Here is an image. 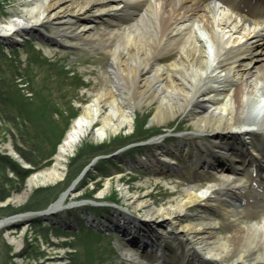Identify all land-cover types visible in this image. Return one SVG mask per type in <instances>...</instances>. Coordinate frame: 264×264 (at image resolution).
<instances>
[{
	"label": "bare ground",
	"instance_id": "obj_1",
	"mask_svg": "<svg viewBox=\"0 0 264 264\" xmlns=\"http://www.w3.org/2000/svg\"><path fill=\"white\" fill-rule=\"evenodd\" d=\"M20 1L23 8L0 21L1 45L46 36L69 49L99 48L107 53L110 64L105 88L75 119L54 167L34 175L31 183L62 181L66 162L88 135L103 141L123 129L133 130V117L155 106L151 124L163 127L180 119L194 127V134L210 139L195 145L182 141L171 147L169 138L159 134L151 142L157 155L146 166L160 174L158 170L173 168L165 159L182 156L217 173L225 187L218 190L209 185L201 190L190 186L162 208L149 196L122 187L123 205L128 207H123L124 214L108 228L124 232L136 241L134 247L140 245L159 255L165 250L162 238L171 232L180 234L194 250L190 264H264V0ZM110 17L130 24L125 30L111 25L93 34L96 23ZM249 55L256 59L245 65ZM247 112L256 117L250 128L244 124ZM246 135H251V143L242 142ZM247 168L256 178L252 200L260 204L261 218L259 223L244 225L240 222L241 205L234 203V196L249 183L244 176ZM106 184L101 198L111 190V181ZM76 190H67L42 211L43 216L66 213L68 201L69 205L78 204L81 196ZM191 208L222 212L229 223V235L217 234L220 223L211 215L200 216L201 210L193 215L200 217L197 224H183V219L191 216ZM27 216L38 217L34 213ZM16 219L22 218L6 224L16 223ZM154 226L168 227L167 232L162 234ZM260 249L262 255L257 254ZM238 252L240 256L233 260ZM122 257L128 264H150L129 251H123Z\"/></svg>",
	"mask_w": 264,
	"mask_h": 264
},
{
	"label": "rangeland",
	"instance_id": "obj_2",
	"mask_svg": "<svg viewBox=\"0 0 264 264\" xmlns=\"http://www.w3.org/2000/svg\"><path fill=\"white\" fill-rule=\"evenodd\" d=\"M22 8L23 4L20 0H0V21H7ZM129 24H123L117 17L103 18L99 20V23H96L93 34L104 28H109L111 25L120 26L125 30ZM44 33L48 34L49 32L46 30ZM200 34L204 35V32ZM45 37L41 36L38 41L33 40L12 46L0 44L1 72L7 75L14 72L13 69L19 68L16 84L24 99L27 98L34 102L36 110L34 112L32 109V111L37 120L41 122L39 126L42 132L40 139L44 140L43 153L50 155L49 159H46L40 167H34L26 162L15 148L13 135L6 131L0 133V154L8 156L15 165L28 172L19 186L22 191H15L7 202H0V207L10 204L12 209H22L33 201L46 202L49 193L57 191L56 199L46 206L48 208L56 203L67 190L75 187H77L76 191L81 196V200L76 205H69L71 202L68 201L67 212L58 213L57 216L50 217L49 220L27 216L31 213L45 211L46 208L27 209L24 212L2 216L0 222L10 218H22L21 221H18L17 218L18 222L5 224L0 229V231H4L5 240L13 248L14 263L128 264L122 257V253L129 251L138 255L140 259L149 261L150 264H190V255L194 250L187 243V238L180 234L173 235L171 232L162 238L163 246L166 245V247L165 250L163 249V253L160 251L163 259L159 261V253H152L149 248L145 250L131 246L127 242V238L118 231L110 232L98 229H101L100 224L104 221L101 216H111L114 211L112 210L113 206L119 207L121 211H118L123 213L125 209L123 207H128L123 205L125 196L121 192L122 187H127L132 193L140 196H149L157 208L168 206L170 200L182 196L190 186L201 190L209 185L215 186L218 190L225 187V181L219 178L217 173L207 172L201 168L197 169L194 162L182 156L178 157V160L170 159L173 168H164L160 174L153 170H146L145 167L149 160L151 158L153 160L155 154L157 155L158 149L153 144L151 145V142L157 139L156 136L159 134H164L169 138L168 146L171 147L182 141L195 145L197 142L210 139L206 135L194 134V127L180 119L163 127L151 124L155 106L147 108L133 117V130L123 129L103 141L97 140L93 135H88L66 162V176L62 181L56 184H44L42 181L31 183L34 175L54 167L58 150L64 143L63 141L70 132L75 119L84 113L85 106L91 103L96 95L105 88V72L110 65L107 53L99 48L83 46L69 49L57 45L51 40L48 41ZM206 48L210 50V53L212 52L210 45L207 44ZM252 58L253 56L249 55L243 63L247 65L252 61ZM255 59L253 58V60ZM254 63L253 61L252 65ZM245 117L247 120L244 123L245 128H250V124H254L256 117L252 113H248ZM143 124L145 127L142 128ZM14 130L13 128L12 131ZM141 132L144 136L146 135L141 142L131 143L116 152L110 151L114 139L128 138ZM245 140L251 142V135L248 137L246 135ZM142 144L151 146L142 148L144 146ZM90 145L102 146L101 152L92 156L85 153V157H76L78 151L86 150ZM251 172L252 170L250 171L249 168L244 171V176L249 178V183L246 188H242V191L236 192V196H234V199H237L234 203L241 205L243 212L240 222L244 225L259 223L261 218L258 213L260 209H257L260 204L256 199L252 200L253 194H256L253 188L256 178ZM81 175L83 177L78 181ZM10 178L16 182L19 181L13 172L10 173ZM109 181L112 184L111 190L101 198L100 193L106 190V183ZM222 194L221 192L220 195ZM199 210H201L200 216L211 215L214 220H217V223H220L217 234L223 237L229 235V223L222 212L216 214L204 209L191 208L188 211L191 216L184 218L183 224L189 222L197 224L200 217L197 218L193 215L197 214ZM130 211H132L131 208ZM138 216L144 217L139 214ZM36 224L53 229L47 242L43 239L40 240L41 250L46 253V257L37 263L25 261L19 256L25 250L27 243L34 240L32 228L34 229ZM154 227L162 234L164 231L167 232L168 228ZM54 232L63 236L57 237ZM68 235L70 236L68 237ZM240 254L236 253L233 260ZM257 254L262 255L261 249ZM230 263L231 261L228 262V264Z\"/></svg>",
	"mask_w": 264,
	"mask_h": 264
},
{
	"label": "trees",
	"instance_id": "obj_3",
	"mask_svg": "<svg viewBox=\"0 0 264 264\" xmlns=\"http://www.w3.org/2000/svg\"><path fill=\"white\" fill-rule=\"evenodd\" d=\"M14 72L5 75L0 69V133L6 131L13 135L14 145L19 154L34 167H40L41 164L49 159L50 155L44 154L43 141L41 140L42 132L37 118L35 117L32 109L35 112L33 100L24 99L21 91L16 84L18 81L19 68L13 69ZM28 107V109H27ZM30 109V110H29ZM34 116V117H33ZM145 127V124L141 126ZM15 129L12 131V129ZM146 136V135H145ZM144 134L137 133L131 137L114 139L111 145V152L118 151L121 147L131 145V143H139L145 138ZM143 138V139H142ZM102 146L90 145L88 149L78 151L76 157H85L86 155H95L101 152ZM85 153H88L85 155ZM13 172L19 181L16 182L10 178V173ZM28 172L21 169L19 166L10 160L8 156L0 154V202H7L15 191L21 192V181ZM29 173H31L29 171ZM46 202L33 201L22 209H12L9 204L6 207H0V218L2 216L13 215L14 213L24 212L27 209L38 210L46 208V206L56 199L57 191L49 193ZM34 240L28 242L23 252L20 253L25 261L36 262L41 261L46 257V253L41 250L40 240H49L53 231L52 227L44 228L40 224H36L34 229ZM4 231H0V264H17L14 263L13 248L7 243L4 237ZM55 233V232H54ZM56 236H63L60 233H55ZM67 235V234H65ZM70 235H68L69 237ZM67 237V236H66ZM40 264V263H37Z\"/></svg>",
	"mask_w": 264,
	"mask_h": 264
},
{
	"label": "water",
	"instance_id": "obj_4",
	"mask_svg": "<svg viewBox=\"0 0 264 264\" xmlns=\"http://www.w3.org/2000/svg\"><path fill=\"white\" fill-rule=\"evenodd\" d=\"M7 45V44H6ZM45 214V213H44ZM35 215H37L38 217H40V218H42L43 220H49L50 219V217H44L43 216V214H42V212H36L35 213ZM55 216H57L56 214L54 215V216H51V217H55ZM13 220V218L11 219H6V220H3V221H5L2 225H0V229H2L3 228V226L8 222V221H12ZM115 226H117V225H115ZM106 228H108V226L106 227ZM117 228H115V227H112V229H110V228H108V230H116ZM119 232V231H118ZM122 233V232H121ZM123 235H125L126 236V234H124V232L122 233ZM132 241V243L133 244H135V242H134V240H131Z\"/></svg>",
	"mask_w": 264,
	"mask_h": 264
}]
</instances>
